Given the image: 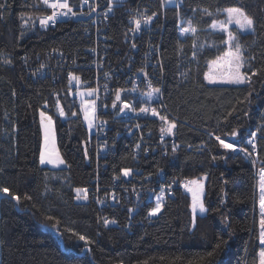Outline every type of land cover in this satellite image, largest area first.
<instances>
[{"label": "trees", "instance_id": "trees-1", "mask_svg": "<svg viewBox=\"0 0 264 264\" xmlns=\"http://www.w3.org/2000/svg\"><path fill=\"white\" fill-rule=\"evenodd\" d=\"M104 1L117 13L104 27L111 56L124 47L133 54L131 45L123 42L131 7L142 2L158 11V33L154 39L148 36L144 46L156 61L159 104L163 117L175 122L180 146L167 155L151 148L149 154L136 156L134 144L123 135L112 140L100 159L67 77L57 83L44 75L35 79L27 68L37 54L56 50L75 62L85 78L92 77L94 71L86 68L92 60L87 49L100 43L104 50L96 28L72 18L41 30L39 18L48 11L42 0H0L5 5L0 8V176L2 187L20 198L2 200V264H259L264 245L259 239L264 0H183L180 6H165L161 0ZM229 7H241L255 20L252 31L237 25L229 29L243 50L248 79L242 84H214L208 76L211 62L230 47L235 49L225 43L228 31L211 25L228 24L223 9ZM190 26L195 32L181 35V28ZM122 60L113 58L115 63H125ZM59 104L65 119L57 113ZM41 110L54 119L64 168L40 163ZM167 126L155 120L145 131L156 141ZM217 136L234 138L237 151L221 147ZM245 147L250 155L238 150ZM125 168L141 170L134 174L135 182L146 176L153 184L205 177L206 213L193 218L192 193L169 197L155 217L150 214L154 202L129 201L122 190L115 205L78 200L85 192L76 189L91 192L98 177L110 187L113 176ZM128 192L133 196L132 188Z\"/></svg>", "mask_w": 264, "mask_h": 264}, {"label": "built area", "instance_id": "built-area-1", "mask_svg": "<svg viewBox=\"0 0 264 264\" xmlns=\"http://www.w3.org/2000/svg\"><path fill=\"white\" fill-rule=\"evenodd\" d=\"M161 2L165 6L172 4L180 6L183 4V0H175L172 4H169L167 0H161ZM68 4L73 11L77 12L76 16H72L71 14L67 17L61 16L58 17L56 23L49 22L47 25H41L40 20L51 15L53 11L42 0V5L48 11L39 18V28L41 30H49L60 22L92 15V18L87 20L90 23L89 26L96 28L99 40H102L104 43L108 42L106 36L107 30L104 27L108 26L111 20L116 17L117 13L114 6L107 4L104 0H88L87 4H83L82 0H79L77 3L68 0ZM92 8H95V10L92 11ZM152 9L153 7L149 4H143L142 2L135 4L129 9L128 24L123 42L131 45L133 54H129L130 51H127L124 47L115 49V55L111 56L110 50L112 46L108 43L105 45L103 43V51L101 50L100 43H98L99 46L96 48L87 49L92 60L86 68L94 71L92 77L85 78L82 73L77 71L78 66L75 62L73 63L66 55L56 50L47 53L45 56L40 53L37 54L33 63L27 66L29 75L35 79L44 75L50 78L52 82L57 83L66 76L69 81L71 96L79 103L81 95L85 90H96L90 96L96 104V130L91 134V141H95L98 149L97 154L100 159L106 157L107 152L112 147V140L120 138L123 135L128 137L129 141L134 144L136 156L142 153L149 154L151 148L153 153L162 152L164 155H167L171 150H177L180 146L173 130L170 133L160 130L156 136V141L152 140V133L145 131L149 122L161 120L160 117H163V107L159 104L160 90L159 92L153 91L154 89H158L157 64L153 53L150 54V51H146L144 46V41L148 36H150V39H154L155 34L158 33L159 13L157 10L153 11ZM153 13H156V15L153 16L152 20L148 24H144V17L152 16ZM136 19L141 20L139 30L135 27L134 21ZM91 28H89L88 33L91 32ZM153 49L151 48V50ZM120 56L125 63H115L113 61L114 57ZM72 77H76L78 80L72 79ZM117 91H120L121 95V99L118 101L116 100ZM148 93H152V96L149 97ZM114 101L115 107H113ZM123 103L130 104L132 108L121 112L120 108L123 106ZM141 108H147L148 112H141ZM153 108L156 109L159 115L154 116L152 114L151 110ZM132 109H135V111ZM143 150L145 151L143 152ZM125 169H130V174L125 176L123 169L120 176H113V184L110 187L103 186L101 178L98 177L91 192L88 189L86 191V198L85 194H83L79 197L80 201L88 203L90 200H94L100 207H105L108 204L115 205L122 190L125 198L129 199L130 197V199H135L136 202L146 200L152 201L156 205L157 197H160L162 208L168 198L176 196L178 192L184 194L191 193L192 191H189V188L193 189L194 184L192 181H196L192 177H184L181 180L153 184L152 178L146 176L142 182H135L134 174L136 172L141 173V170L138 171L134 168ZM161 180H165V177L162 176ZM129 188H132L134 192L133 196L129 194Z\"/></svg>", "mask_w": 264, "mask_h": 264}, {"label": "snow or ice", "instance_id": "snow-or-ice-1", "mask_svg": "<svg viewBox=\"0 0 264 264\" xmlns=\"http://www.w3.org/2000/svg\"><path fill=\"white\" fill-rule=\"evenodd\" d=\"M167 2L169 4H172L174 2V0H167ZM43 3L45 5H47L48 7H50L53 11H52L51 15H48L44 19L40 20L41 25H47L49 22L56 23L58 17H61V16L67 17L69 14H71L72 16L77 15V12L73 11V9L69 6L68 0H43ZM82 3L87 4L88 0H82ZM4 7H5L4 4H0V8H4ZM57 10H59V11H57ZM94 10H95V8H92V11H94ZM204 11L207 15H211V13L207 12V9H204ZM223 11H225L227 13L229 23L235 22V24L238 25V27L241 30H252L253 29L254 24H255V20L251 16L247 15L243 8H241V7H229L227 9H223ZM81 14H83V13H81ZM155 15H156V13H153L152 16H145L143 19V23L148 24L152 20L153 16H155ZM177 15L179 17L180 14L177 13ZM134 23H135L136 29L139 30L141 27V20L136 19L134 21ZM189 25H191V21H189ZM211 27L217 28L218 27L217 22L214 21L213 24L211 25ZM219 29L222 31H226L227 25L226 24H220ZM180 31H181V35H183V34L188 33V32H195V28H193L191 26L187 27V28L182 27ZM235 41H236V37L231 32H228V39H227V41H225V43H228L230 45H234L235 50L233 51L232 47H230L229 50L223 54L222 58L226 60V62L228 63V65L230 66V68L234 72L233 79L230 80L229 82H234V83L239 84V83H244L248 79V77L246 74L240 72V69L243 67V64H244V58H243V55L241 53L240 44L238 42H235ZM9 63H10V61H9ZM72 79L78 80V78H76V77H72ZM89 91L91 93V92H95L96 90L90 89ZM153 91L159 92V89H154ZM147 95L149 97H151L152 93H148ZM120 99H121L120 91H117L116 92V100L118 101ZM94 105H95L94 101L89 103V107L93 108V110H94ZM115 106H116V104L114 101L113 107H115ZM131 108H132V106L130 104L123 103V106L120 108V111L123 112L125 109H131ZM132 110L135 111V109H132ZM84 111H85V119L88 120L89 127H91L92 126L91 117H92L93 113L89 112L88 107H86ZM140 111L147 113L148 109L147 108H141ZM151 112L154 116L159 115V113L156 111L155 108H153L151 110ZM59 115L60 116L65 115L63 108L60 109ZM73 115H75V113H73ZM40 116H41V124L44 127V142H45L44 147L42 148V150L40 152V163L41 164H44L46 162L51 163V162H53L51 159L52 152L48 149V144H49L50 135H51L53 118H52V116L47 115L45 112H41ZM160 119L164 120L168 125L166 129H163V128L161 129L162 132L167 131L170 133L176 127V124L174 121H168L166 117H160ZM231 135L236 136V132L231 133ZM252 136L255 137L256 133H252ZM216 140L219 141L221 147H223L225 149L237 151V147H236L235 143H226L225 140L221 139L219 136L216 137ZM248 143L251 144L252 141L249 140ZM137 147H139V145H137ZM255 147H256V145L253 144V148H255ZM173 150H175V149H173ZM238 150L250 155L248 148H246V147L240 148ZM56 162L60 163V164L64 163L63 159L59 158L58 156H57ZM130 171H131L130 169H124L123 174L125 176H128L130 174ZM260 173H261V175H260V185H259L260 186L259 209H260V217L261 218L259 220V227H260L259 239H260V242L262 244H264V168L260 169ZM192 183L197 184V189L202 187L198 184L197 181H192ZM186 187H187V185H186ZM197 189L189 188V191L193 192V203H192L193 218H195V214L197 212V209H199V211L201 213L206 211L203 202L199 198V194H198ZM76 191H77V193L84 191L85 192V198H86V190L76 189ZM0 192H3L4 194H8L10 196V198L15 199L17 201L20 199L18 196L11 194L9 192V189L6 187L0 189ZM77 198L79 199V196ZM160 199H161L160 197H157V204H156V207L151 209V213H150L151 215H155V214L160 212V209H161ZM48 219H53V218L49 217ZM104 223L108 224L109 221L105 220ZM69 231H71V230H69ZM79 239L82 241H85L87 238L83 235H79ZM217 247H219V246H217ZM208 256L209 257L212 256V253H208ZM260 257H261V264H264V248L261 249Z\"/></svg>", "mask_w": 264, "mask_h": 264}, {"label": "rangeland", "instance_id": "rangeland-1", "mask_svg": "<svg viewBox=\"0 0 264 264\" xmlns=\"http://www.w3.org/2000/svg\"><path fill=\"white\" fill-rule=\"evenodd\" d=\"M112 1L115 2L117 0H112ZM174 2H175V0H174ZM40 4H42V3L40 2ZM220 24H225V23H223V22H217L218 27L215 28V29L220 30L219 29V25ZM226 25H227V30L226 31L229 32L230 26L231 25H236V24H235V22H231V23H228ZM252 30H245V31H252ZM241 53L243 55V50L242 49H241ZM222 57L223 56H221L218 59V61H216V62L213 61L210 64V72H209V75H208L210 82L211 83H214V84H237V83H234V82H229L230 80L233 79L234 72L230 68V66L228 65V63L226 62V60L223 59ZM243 58H244V56H243ZM240 72L243 73V67L240 69ZM239 84H242V83H239ZM92 93L93 92L90 93L89 90H85L82 93L81 98H80L81 113L83 115V119H84L85 125L87 126L88 131H89L90 134H93L95 132V130H96V104L94 105V110H93V108L89 107V103L92 102V101H94L90 97L92 95ZM86 107L89 108V112L90 113H93L92 114V117H91V119H92V126L91 127H89L88 120L85 119V111L84 110H85ZM61 108H63V106L61 104H59L58 105V108H57L58 115H59V112H60V109ZM63 111H64L65 115L64 116H61V117L65 119L66 118V112H65L64 108H63ZM41 112H45L47 115H50L51 116V114H49L45 110H41ZM40 121H41V116H40ZM41 126H42V131H43V144H42V148H43L44 147V143H45L44 142V127H43L42 124H41ZM225 142L226 143H234V138H230V139L226 140ZM48 149L52 152L51 159H52L53 162H51V163L46 162V163H44L42 165L48 166V167H51V168H64V167L67 166L64 158L62 157V155H61V153L59 151L54 119H53V123H52V129H51V135H50V140H49V144H48ZM57 156L59 158H62L63 159V161H64L63 164H60V163H57L56 162ZM260 175H261V173L259 174V185H260ZM196 181L202 187H200L199 189H197V184H194L193 189H197L198 190L199 198H200V200L204 204L206 178L203 177L201 179H197ZM259 192H260V186H259ZM191 193H192V200H193V192H191ZM78 200H81V199H78ZM204 207H205V204H204ZM205 209H206V207H205ZM161 210H162V208L160 209V212H161ZM160 212L157 213V214H155V215H151V216L155 217V216L159 215ZM205 213H206V211L203 212V213H201L199 211V209H197V212H196L195 215H197V214H205ZM260 264H261V257H260Z\"/></svg>", "mask_w": 264, "mask_h": 264}, {"label": "water", "instance_id": "water-1", "mask_svg": "<svg viewBox=\"0 0 264 264\" xmlns=\"http://www.w3.org/2000/svg\"><path fill=\"white\" fill-rule=\"evenodd\" d=\"M90 18H92V15L89 17L85 18H79V20L87 21ZM2 184H1V176H0V189H2ZM5 197H10L8 194H4L3 192H0V264H2V256H3V246H2V200Z\"/></svg>", "mask_w": 264, "mask_h": 264}, {"label": "crops", "instance_id": "crops-1", "mask_svg": "<svg viewBox=\"0 0 264 264\" xmlns=\"http://www.w3.org/2000/svg\"><path fill=\"white\" fill-rule=\"evenodd\" d=\"M263 247H264V245H263ZM260 264V263H259Z\"/></svg>", "mask_w": 264, "mask_h": 264}]
</instances>
